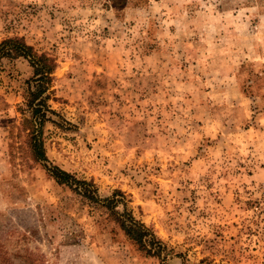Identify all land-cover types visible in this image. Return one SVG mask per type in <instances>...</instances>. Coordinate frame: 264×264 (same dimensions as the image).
I'll list each match as a JSON object with an SVG mask.
<instances>
[{"label":"rangeland","instance_id":"1","mask_svg":"<svg viewBox=\"0 0 264 264\" xmlns=\"http://www.w3.org/2000/svg\"><path fill=\"white\" fill-rule=\"evenodd\" d=\"M16 37L57 68L35 162L20 132L34 69L0 62L13 264H161L46 166L114 198L166 264H264V0H0V43Z\"/></svg>","mask_w":264,"mask_h":264},{"label":"trees","instance_id":"2","mask_svg":"<svg viewBox=\"0 0 264 264\" xmlns=\"http://www.w3.org/2000/svg\"><path fill=\"white\" fill-rule=\"evenodd\" d=\"M3 58H25L34 69V77L29 82L24 107L21 108L23 119L20 132L21 134L22 132L26 133V145L34 161H47L42 128L48 121L46 108L48 107L47 100L49 96L43 97V95L51 87L54 80L53 74L57 68L56 60L46 53L39 54L33 46L28 45L24 39L18 37L5 39L0 43V62ZM46 168L58 184L68 186L73 193L83 195L107 208L121 230L139 246L142 252L148 257L159 258L161 264H166L163 255L167 247L157 239L150 228L137 220L131 212L126 211L121 216L115 212L114 198L100 201L88 183L77 180L72 174L57 166H51L50 168L46 166ZM2 251L0 250V252ZM6 254V252L0 254V264H13L11 259L6 257Z\"/></svg>","mask_w":264,"mask_h":264}]
</instances>
